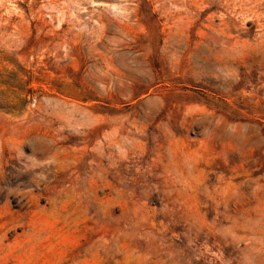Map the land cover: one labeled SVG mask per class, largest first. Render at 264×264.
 Returning <instances> with one entry per match:
<instances>
[{
	"label": "rangeland",
	"instance_id": "1",
	"mask_svg": "<svg viewBox=\"0 0 264 264\" xmlns=\"http://www.w3.org/2000/svg\"><path fill=\"white\" fill-rule=\"evenodd\" d=\"M0 264H264V0H0Z\"/></svg>",
	"mask_w": 264,
	"mask_h": 264
},
{
	"label": "bare ground",
	"instance_id": "2",
	"mask_svg": "<svg viewBox=\"0 0 264 264\" xmlns=\"http://www.w3.org/2000/svg\"><path fill=\"white\" fill-rule=\"evenodd\" d=\"M231 2V1H230ZM232 3V2H231ZM233 5V4H232ZM247 8V6H246ZM233 10V9H232ZM248 10V9H247ZM242 11V10H241ZM238 12V11H237ZM250 13V12H249ZM245 15V14H244ZM255 15V14H254ZM263 15V14H262ZM182 17V16H181ZM242 17V16H241ZM250 17V16H249ZM263 17V16H262ZM259 19V17H258ZM218 21V20H217ZM209 22V21H208ZM211 22V21H210ZM216 23V22H215ZM262 26V25H261ZM213 27V26H212ZM216 27V26H215ZM217 28V27H216ZM216 30V29H215ZM184 38V37H183ZM219 41V40H218ZM181 42V41H180ZM176 46V45H175ZM180 46V45H179ZM226 46V45H225ZM226 57V56H225ZM222 70V69H221ZM42 137V136H41ZM40 147V146H39ZM39 160V159H38ZM40 161V160H39ZM34 162V161H33ZM40 163V162H39ZM30 165V164H29ZM33 169V168H32ZM43 178V177H42ZM46 180V179H45Z\"/></svg>",
	"mask_w": 264,
	"mask_h": 264
}]
</instances>
